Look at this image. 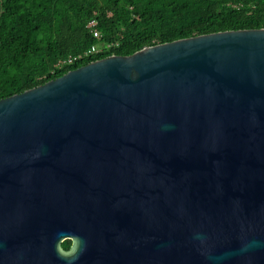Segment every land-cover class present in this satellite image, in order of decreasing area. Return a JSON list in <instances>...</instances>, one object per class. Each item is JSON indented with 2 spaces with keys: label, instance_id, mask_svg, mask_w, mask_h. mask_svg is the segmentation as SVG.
I'll use <instances>...</instances> for the list:
<instances>
[{
  "label": "water",
  "instance_id": "1",
  "mask_svg": "<svg viewBox=\"0 0 264 264\" xmlns=\"http://www.w3.org/2000/svg\"><path fill=\"white\" fill-rule=\"evenodd\" d=\"M79 249L76 264H264V29L113 55L0 100V264Z\"/></svg>",
  "mask_w": 264,
  "mask_h": 264
},
{
  "label": "trees",
  "instance_id": "2",
  "mask_svg": "<svg viewBox=\"0 0 264 264\" xmlns=\"http://www.w3.org/2000/svg\"><path fill=\"white\" fill-rule=\"evenodd\" d=\"M92 20L101 39L88 27ZM258 29H264V0H0V100L113 55ZM93 45L101 51L65 62ZM71 245L61 247L69 252Z\"/></svg>",
  "mask_w": 264,
  "mask_h": 264
},
{
  "label": "built area",
  "instance_id": "3",
  "mask_svg": "<svg viewBox=\"0 0 264 264\" xmlns=\"http://www.w3.org/2000/svg\"><path fill=\"white\" fill-rule=\"evenodd\" d=\"M88 27L91 29V31H92V33L96 39H101V34L97 28V22L95 20H92L88 24ZM100 51L101 50H100V48H98V46L93 45L90 49L84 51L83 53H80V54L74 55V56H72V55L69 56L65 62L72 64V63L81 61L85 58L91 57V56L99 53Z\"/></svg>",
  "mask_w": 264,
  "mask_h": 264
},
{
  "label": "clouds",
  "instance_id": "4",
  "mask_svg": "<svg viewBox=\"0 0 264 264\" xmlns=\"http://www.w3.org/2000/svg\"><path fill=\"white\" fill-rule=\"evenodd\" d=\"M78 239L80 240V245H82L83 244L82 238L78 237ZM80 249H81V247H80ZM80 249H79L78 253L76 255H74L71 259H68L64 256H61V259L64 260L66 262V264H76V261L79 259Z\"/></svg>",
  "mask_w": 264,
  "mask_h": 264
},
{
  "label": "flooded vegetation",
  "instance_id": "5",
  "mask_svg": "<svg viewBox=\"0 0 264 264\" xmlns=\"http://www.w3.org/2000/svg\"><path fill=\"white\" fill-rule=\"evenodd\" d=\"M72 242V241H71Z\"/></svg>",
  "mask_w": 264,
  "mask_h": 264
}]
</instances>
